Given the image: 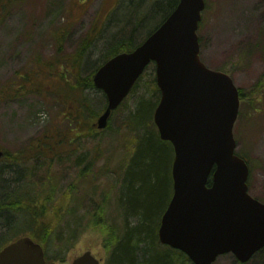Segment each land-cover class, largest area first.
<instances>
[{"label":"trees","instance_id":"1","mask_svg":"<svg viewBox=\"0 0 264 264\" xmlns=\"http://www.w3.org/2000/svg\"><path fill=\"white\" fill-rule=\"evenodd\" d=\"M19 1L0 0V15ZM125 2L132 4L131 0ZM179 2L152 0L147 4L148 9L155 7L151 17L159 20L140 36L133 48L130 47L138 30L148 17L144 11L137 13L135 24L132 20L126 24L111 20L108 28L118 26L120 30L107 38L104 37L107 23L102 24L96 35L88 36L72 53L65 52L64 43L60 41L54 57L48 60L38 57L33 70L19 72L10 82L0 86V102L37 95L48 102L53 101L58 110L51 128L35 141L18 151L3 149L0 250L20 237L30 236L43 246L50 263L65 264L81 238L92 232L101 237L105 254L103 264H192L182 252L161 245L158 236L162 217L173 196L175 152L170 142L160 139L154 123V113L161 98L155 66L146 69L130 96L139 91L145 74L152 67L147 93L138 96L133 107L129 106V96L113 113L103 131L97 129L96 122L107 108V98L93 82L99 68L114 56L140 46L176 10ZM102 34L104 48L99 58L92 61L91 48ZM226 69L220 71L228 73ZM38 74L58 80L63 89L39 83L38 78H34ZM239 92L241 104L253 108L263 95L264 76L250 92L240 88ZM121 111L125 116L114 128V120ZM238 121L235 131L241 139ZM106 135L111 138L105 148L110 155L115 153L114 139L133 137L130 142H124L126 164L115 182L111 159L98 167L106 151L95 149L91 152L85 147L86 143L97 139V146H101ZM238 154L249 164L246 153ZM73 156L74 168H64ZM71 170L76 171V179L66 189L62 188L61 181ZM102 179H105L106 189L100 192L95 184ZM211 184L212 176L208 181V185ZM84 185L91 187V194L80 193Z\"/></svg>","mask_w":264,"mask_h":264},{"label":"water","instance_id":"2","mask_svg":"<svg viewBox=\"0 0 264 264\" xmlns=\"http://www.w3.org/2000/svg\"><path fill=\"white\" fill-rule=\"evenodd\" d=\"M205 9V0H180L140 46L99 68L93 82L108 105L96 126L107 128L113 112L155 64L161 98L154 123L161 140L175 150L173 196L162 217L159 241L193 264H214L227 254L246 264L264 249V203L249 194L250 167L236 153L239 89L227 73L201 60L198 31ZM3 156L0 150V161ZM0 264L50 263L43 247L26 236L0 251ZM71 264L101 261L87 251Z\"/></svg>","mask_w":264,"mask_h":264},{"label":"rangeland","instance_id":"3","mask_svg":"<svg viewBox=\"0 0 264 264\" xmlns=\"http://www.w3.org/2000/svg\"><path fill=\"white\" fill-rule=\"evenodd\" d=\"M20 0L5 14L0 15V86L10 82L16 74L34 69L36 59H50L55 56L57 45L64 43L67 53L74 52L88 36L96 35L99 27L107 23L104 29L109 37L118 33L119 27L109 29L111 20L126 24L129 20L136 23L137 13L147 14L142 27L133 41V48L149 28L154 27L158 18L151 17L154 8L146 6L152 0ZM124 3V4H123ZM121 6V7H120ZM152 11V12H151ZM154 11V16H155ZM105 34V33H104ZM98 36L91 48V60L96 61L104 48L103 37ZM201 44V60L210 69H226L237 88L246 93L253 90L264 76V0H206V9L198 32ZM152 69V67H151ZM149 69L139 91L129 97V106L133 107L138 96L147 93V83L153 75ZM38 82L63 89L62 84L46 75H35ZM95 95V94H94ZM99 95V94H97ZM126 112V111H125ZM58 110L53 101H47L37 95H29L11 102H0V149L18 151L35 141L55 122ZM240 121L237 124L241 131V139L237 141V153L248 156L251 174L249 179V194L264 203V92L254 107L241 104ZM125 116L121 111L114 120V128L121 124ZM125 133V131H123ZM126 134V133H125ZM132 136L121 137L112 142L115 153L105 149L111 138L106 135L105 142L97 146L99 139L86 143V150L106 151L101 167L111 159V167L117 176H121L125 162V143ZM239 140V141H238ZM64 168H74L75 156ZM76 171L71 170L64 180L62 188L73 183ZM100 192L105 191V179L95 184ZM94 186V185H93ZM91 194L88 185L82 186L81 194ZM116 190L113 192V199ZM86 251L102 259L104 251L101 237L97 233H86L71 251L65 264ZM214 264H239L232 254L218 258ZM247 264H264V249Z\"/></svg>","mask_w":264,"mask_h":264}]
</instances>
